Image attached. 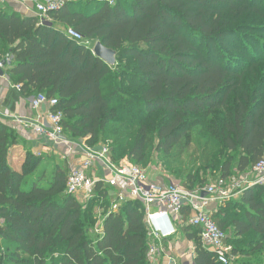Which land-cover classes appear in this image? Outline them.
<instances>
[{
  "label": "trees",
  "instance_id": "1",
  "mask_svg": "<svg viewBox=\"0 0 264 264\" xmlns=\"http://www.w3.org/2000/svg\"><path fill=\"white\" fill-rule=\"evenodd\" d=\"M113 1L67 2L51 26L0 2V64L11 61L10 81L25 97L58 99L52 111L63 113L65 136L108 146L114 163L147 166L156 149L168 164L194 148L182 184L190 191L204 189L209 173L228 180L264 160V0ZM98 42L116 52L114 66L94 55ZM18 142L0 120V264H150L141 201L109 212L113 188L100 183L82 203L67 191L66 163L47 179L45 157L29 152L15 169ZM189 216L185 208L183 221ZM211 216L241 264H264V186ZM180 232L195 245L194 264H221L200 229Z\"/></svg>",
  "mask_w": 264,
  "mask_h": 264
},
{
  "label": "built area",
  "instance_id": "2",
  "mask_svg": "<svg viewBox=\"0 0 264 264\" xmlns=\"http://www.w3.org/2000/svg\"><path fill=\"white\" fill-rule=\"evenodd\" d=\"M40 24L51 23V14L61 10L67 2L78 0H34ZM113 5V0H108ZM69 38L83 43L85 38L76 30L66 31ZM10 65V64H9ZM1 68V64H0ZM20 89V86H17ZM35 110L47 109L45 121L34 125L35 134L52 141L55 147L62 149V156L69 172L67 191L82 203L92 200L98 184L113 188L110 192L111 209L117 212L119 207L128 201H141L145 206V223L147 224L150 244L148 259L150 264H160L169 253L165 239L175 237L179 227L188 225L200 229L203 246L216 255L221 264H231L235 257L232 248L226 242L227 234L214 222L212 207H218L225 201L240 198L244 191L257 185L264 186V160L260 161L249 172L241 177L219 179L215 184L207 185L202 190H187L181 183L171 181L162 185L150 180L147 171L125 159L114 163L108 146L90 147L86 141L75 142L64 134L62 112H53L58 99L46 96L31 98ZM41 119V118H40ZM190 209L187 222L183 221V211ZM104 219L100 216L95 227L101 233ZM190 258L195 257V250ZM171 260L175 261L174 258ZM192 264H194L192 262Z\"/></svg>",
  "mask_w": 264,
  "mask_h": 264
},
{
  "label": "crops",
  "instance_id": "3",
  "mask_svg": "<svg viewBox=\"0 0 264 264\" xmlns=\"http://www.w3.org/2000/svg\"><path fill=\"white\" fill-rule=\"evenodd\" d=\"M0 2L22 17H38L34 0H0ZM55 27L65 33L67 31L63 25L57 24ZM31 98L21 93V90L10 81L6 72L3 77L0 76V120L13 126L19 134V142L11 154L15 169H20L29 152L37 157L47 158L51 150L53 152L60 150L52 141L34 133L32 127L38 125L39 121H43L47 109L35 110L31 105ZM43 163L48 164L45 158ZM181 242L189 247L187 253H183L184 249L180 252L176 250V245ZM164 244L169 246L167 251L170 256L162 259L160 264H187V260L191 259L188 255L195 250L194 243L189 241L182 232L175 237L165 239ZM176 257L179 258L178 262ZM171 258H174L176 262Z\"/></svg>",
  "mask_w": 264,
  "mask_h": 264
},
{
  "label": "rangeland",
  "instance_id": "4",
  "mask_svg": "<svg viewBox=\"0 0 264 264\" xmlns=\"http://www.w3.org/2000/svg\"><path fill=\"white\" fill-rule=\"evenodd\" d=\"M196 156L197 155L195 153V149L193 148V149H191V151L186 152L184 154V156L181 157L179 160L165 164L161 160V153L155 149L150 154L147 166L140 165V167L147 171V173L149 174L150 180L153 182L160 183L162 185H168L171 181H173L175 183L183 184L184 180H186V173L188 172V170L193 168V165H194L195 160H196ZM45 160L48 162L47 179L52 174L53 169H55L59 165L63 166V163H66V162H64V159L62 156V149H60L59 151H54V152L51 150L48 153V157L47 158L45 157ZM241 176H242V173H238L237 171H234V174L232 177L239 178ZM31 178L32 177H30L28 179L31 180ZM217 178H218V175L217 176L216 175L211 176L209 173V176L207 179L208 185L215 184L217 181ZM46 182H47V180L43 181L42 185H45ZM28 187H29L28 185L24 186L25 189H28ZM98 213L99 212H97V214ZM100 214H101V212H100ZM180 227H179V229H180ZM178 242H180V241H178ZM165 247L168 250L169 246L166 245ZM176 247H177L176 250H178V252H180V251H182V249H184L183 253H187V251L189 249V247H187V245H185L183 242H181V244L180 243L177 244ZM176 260L178 262L179 258L176 257ZM187 261H188L187 264H192V262H193L192 259H189ZM231 264H241V262H240L238 257L237 258L235 257V259L233 260V262Z\"/></svg>",
  "mask_w": 264,
  "mask_h": 264
},
{
  "label": "water",
  "instance_id": "5",
  "mask_svg": "<svg viewBox=\"0 0 264 264\" xmlns=\"http://www.w3.org/2000/svg\"><path fill=\"white\" fill-rule=\"evenodd\" d=\"M48 25H52V23H49ZM93 53L96 57L102 59L107 65L114 66L117 62L116 60V52L104 47L100 42L96 43V45L93 48ZM7 64H11V61H4L1 64L0 68V76L3 77L5 75L4 68L7 66Z\"/></svg>",
  "mask_w": 264,
  "mask_h": 264
}]
</instances>
